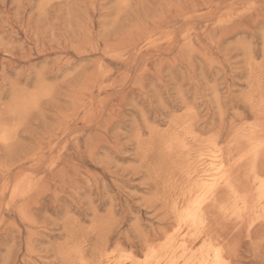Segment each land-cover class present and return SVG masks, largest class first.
Here are the masks:
<instances>
[{
    "label": "rangeland",
    "instance_id": "374dc122",
    "mask_svg": "<svg viewBox=\"0 0 264 264\" xmlns=\"http://www.w3.org/2000/svg\"><path fill=\"white\" fill-rule=\"evenodd\" d=\"M214 140L250 191L264 0H0V264L143 260ZM208 217L228 264H264V219Z\"/></svg>",
    "mask_w": 264,
    "mask_h": 264
},
{
    "label": "bare ground",
    "instance_id": "6f19581e",
    "mask_svg": "<svg viewBox=\"0 0 264 264\" xmlns=\"http://www.w3.org/2000/svg\"><path fill=\"white\" fill-rule=\"evenodd\" d=\"M192 133L186 129V134L193 135ZM192 140H197V137L193 135ZM258 148V144L253 145L252 150L255 154L258 152ZM191 153L193 152L191 151ZM198 153V161L204 162L207 157H210L206 160L209 165L197 172L196 183L190 186L187 191V202H183L182 206L175 208L176 233L165 239L162 245L148 246V248L152 247L156 250L155 260L159 264H215L216 249H220L222 260L228 264L229 259L224 244L213 236L209 229L208 210L210 207H217L219 212L227 217L251 216V226L264 219V183H262L264 176L259 174L256 168H253L252 188L250 191H242L232 181L224 152L218 148L216 140L209 143L208 150L201 149ZM205 183L214 185V188L211 196L203 200L201 212L204 223H201L200 218L194 212L189 214L185 209L190 206L195 207L198 199L204 194ZM221 189H226L229 193L228 199L224 202L219 199Z\"/></svg>",
    "mask_w": 264,
    "mask_h": 264
},
{
    "label": "snow or ice",
    "instance_id": "6c2138e0",
    "mask_svg": "<svg viewBox=\"0 0 264 264\" xmlns=\"http://www.w3.org/2000/svg\"><path fill=\"white\" fill-rule=\"evenodd\" d=\"M203 187H204V194L201 198L198 199L195 207L193 208L190 206L188 209H185V211L188 212L189 214H192L194 212L200 218L201 223H204L203 214L201 212V206H202L203 200L204 198L211 196L214 185H209L205 183ZM215 251H216L215 264H226V262L222 260L221 258L220 249H216ZM110 255L119 257V259L115 262V264H129V261H131V264H159V262L155 260L156 250L152 247L148 248V251L144 255V259L141 261H136L131 256V253H127L123 250H120L118 252L114 251Z\"/></svg>",
    "mask_w": 264,
    "mask_h": 264
}]
</instances>
